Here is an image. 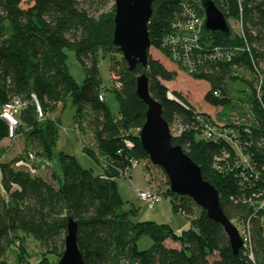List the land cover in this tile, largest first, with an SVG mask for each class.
<instances>
[{"label": "trees", "instance_id": "obj_1", "mask_svg": "<svg viewBox=\"0 0 264 264\" xmlns=\"http://www.w3.org/2000/svg\"><path fill=\"white\" fill-rule=\"evenodd\" d=\"M200 1V0H199ZM226 21L237 19L239 33L208 32L202 27L198 47L185 56L172 50L169 40L186 19L190 7L204 17L196 0H153L147 28L150 47L185 69L208 89L204 102L223 114L236 110L242 120L218 119L198 112L179 92L171 94L164 82L176 72L147 54L146 65L133 70L112 42L114 0H0V110L17 98L27 103L14 133L24 138V155L0 161V264H12L7 252L16 245L15 262L30 257L23 236L43 247L37 264H55L62 253L67 220L76 222V243L84 264H264V0H212ZM220 48V56L214 49ZM66 50H73L84 71L78 85L68 73ZM185 56L191 67L174 58ZM231 53V54H230ZM118 56V57H117ZM100 57H109L111 84L118 101V117L104 103L99 77ZM245 70L249 78L237 75ZM184 70V71H185ZM144 73L150 95L161 105L171 142L200 168L202 177L219 196L224 215L241 226L243 246L234 254L222 226L208 218L188 196L173 195L163 170V182L154 186L149 160L138 138L146 106L136 94V78ZM32 95L43 118L38 119ZM69 98L75 108L74 125L93 148L82 151L101 168L99 174L82 168L77 159L60 151L59 174H36L37 160H50L59 137V122L47 114ZM207 128L220 138H205ZM8 125L0 117V142L7 140ZM126 141L131 146L126 145ZM33 160L22 162L28 154ZM140 160H147L148 189L168 197L174 211L183 214L187 229L179 233L168 224L134 221L138 207L125 206L115 179ZM35 172V173H34ZM160 188V189H158ZM238 229V228H237ZM23 235V236H22ZM152 241L140 250L137 240ZM170 240L176 247H168Z\"/></svg>", "mask_w": 264, "mask_h": 264}, {"label": "rangeland", "instance_id": "obj_2", "mask_svg": "<svg viewBox=\"0 0 264 264\" xmlns=\"http://www.w3.org/2000/svg\"><path fill=\"white\" fill-rule=\"evenodd\" d=\"M196 1L200 2L199 0ZM227 24L232 33H239L240 26L237 19H229L227 20ZM65 52L67 55L66 67L68 73L78 85H81L84 79V71L77 62L74 51L66 50ZM148 53L153 58L159 57L162 60L165 58L162 52L156 50L153 47H149ZM171 64L175 66L173 63ZM175 67L178 69L176 78L172 81L165 82L169 94H171L173 91L181 93L198 112L208 114L217 124V129H219L224 124L218 119L220 115H222L224 120L228 119L230 121H234L236 119H243L240 113L236 110H233L228 114H223V110L220 107H212L204 102L203 96L208 89V84L204 81L193 79L185 69L184 71L178 66ZM98 68L99 77L101 79L102 85L104 86V103L108 107L111 115L118 117L119 105L111 84L109 57H100ZM235 73L237 75L243 76L244 78L250 77L248 72L245 70L239 69L236 70ZM74 113V106L72 105L70 99L66 98L63 103H59L56 106L54 111L47 114L50 119L57 120L59 122V137L53 150L52 158L47 161L42 159L36 161V174L46 178L51 175V171L59 174L58 154L60 151L73 155L82 168L92 169V171L96 172L98 168L97 163L82 151L83 146L93 148V145L87 136H82L78 133V129L74 125ZM217 129H213L214 132H216ZM170 133H177L176 126L170 130ZM24 153V138L21 135L16 136L13 140L7 139L0 143V161L9 160L20 154L24 155ZM147 163V160H140L127 170L125 177L115 179V182L120 184L121 198L125 202V206H127L129 203H133L136 207H138V215L134 219L135 222L153 221L157 224H168L175 231L185 229L187 226H189L187 218L180 212H176L172 209L171 202L168 197H161L157 193L160 196L159 202L150 206L148 202L140 200L136 196L135 189L137 187L143 190H146L148 187L145 169L146 165H148ZM148 168L150 173L149 177L153 179L154 186L157 187L158 184L163 182V173L158 167L153 166L151 163H149ZM237 228L239 233L243 234L241 226H238ZM23 241V248L25 252L30 255V257L27 258L26 264H37L40 260L41 254L43 253V247L32 237L23 236ZM151 243L152 241L147 236L140 237L137 240V246L140 250L148 248ZM165 244L168 247H176L177 245L170 240H166ZM16 249V245H14L8 250L6 254L8 261L12 264H17L15 262V256L13 255L15 254L14 251H16ZM47 257L48 263L53 264L55 256L48 254Z\"/></svg>", "mask_w": 264, "mask_h": 264}, {"label": "water", "instance_id": "obj_3", "mask_svg": "<svg viewBox=\"0 0 264 264\" xmlns=\"http://www.w3.org/2000/svg\"><path fill=\"white\" fill-rule=\"evenodd\" d=\"M153 0H114L112 42L118 47L122 59L133 70L138 63L146 65L150 34L147 28ZM204 14L205 31L229 33L226 18L212 0H200ZM136 94L146 106L145 120L138 138L153 166L160 167L173 195L188 196L204 210L206 216L219 223L232 251L237 254L243 239L236 226L222 212L216 188L202 177L199 166L178 145L171 142L170 128L161 115V105L148 89L144 73L136 78ZM67 232L61 255L55 264H84L76 243V222L67 220Z\"/></svg>", "mask_w": 264, "mask_h": 264}, {"label": "built area", "instance_id": "obj_4", "mask_svg": "<svg viewBox=\"0 0 264 264\" xmlns=\"http://www.w3.org/2000/svg\"><path fill=\"white\" fill-rule=\"evenodd\" d=\"M203 21H204V17L202 18L198 16L195 10L191 9L190 7H187L186 19L181 23H176L174 25V27L178 29V33L174 38H171L169 40L168 46H171L172 50H177V47L181 48V51H183L186 56L187 52L192 50V48L198 47L199 44L198 41L201 36ZM214 53H215L214 56H220L221 49L215 48ZM185 56L179 55L178 52L174 53L175 59L182 61L184 64L187 65L188 68H190L191 64L188 62ZM103 96H104L103 93H100L98 95L99 100H102ZM32 99L35 105L37 117L38 119H42L43 115L41 109L37 103V100L33 95H32ZM26 105L27 103L25 101H21L17 98H14L12 101L8 102L1 108L0 117L4 119L8 125V136H7L8 140H13L15 138L14 130L19 123L18 115L20 111L24 107H26ZM204 136L205 138L217 139L224 135L219 132H214V130H212L211 128H207L204 131ZM126 145L130 147L131 143L126 141ZM33 158H34L33 155L29 153L27 155L26 160L23 161L22 163L28 165L29 163L28 161H32ZM134 164L135 163H133V165ZM135 192H136V196L140 200L148 202L150 206L158 203L160 200V196L156 192L148 188L146 190L136 188Z\"/></svg>", "mask_w": 264, "mask_h": 264}, {"label": "crops", "instance_id": "obj_5", "mask_svg": "<svg viewBox=\"0 0 264 264\" xmlns=\"http://www.w3.org/2000/svg\"><path fill=\"white\" fill-rule=\"evenodd\" d=\"M155 59H158V60H160L163 64H164V66L167 68V69H169V70H173V71H175L176 72V74H177V71H178V69L175 67V66H173L169 61H167L165 58H164V60H162L161 58H159V57H157V58H155ZM164 84H165V86H166V83L164 82ZM4 141V140H3ZM2 141V142H3ZM2 142H0V143H2ZM52 172V171H51ZM95 174H99L100 172H101V168H100V166H98V168H97V170H96V172L95 171H93ZM116 186H117V190H118V193H119V195H120V197H122L121 196V190H120V184L119 183H116ZM138 188V187H137ZM188 228V226L185 228V229H187ZM182 230H184V229H182ZM182 230H179V231H176V232H180V231H182Z\"/></svg>", "mask_w": 264, "mask_h": 264}]
</instances>
